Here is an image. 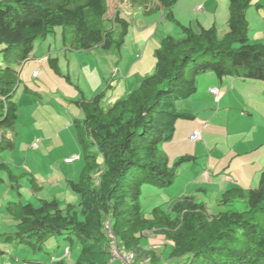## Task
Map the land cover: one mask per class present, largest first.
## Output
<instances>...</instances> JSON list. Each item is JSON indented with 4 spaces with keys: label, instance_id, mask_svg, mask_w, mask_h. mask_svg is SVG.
I'll list each match as a JSON object with an SVG mask.
<instances>
[{
    "label": "trees",
    "instance_id": "16d2710c",
    "mask_svg": "<svg viewBox=\"0 0 264 264\" xmlns=\"http://www.w3.org/2000/svg\"><path fill=\"white\" fill-rule=\"evenodd\" d=\"M259 1L228 0L227 30L220 35L214 24L197 22L194 27L176 19L172 6L177 0H0V153L14 149L20 72L33 59L36 38L60 26L64 41L69 29L75 50L108 48L114 41L120 45L133 16L127 17L122 3L137 5L143 14L159 11L180 28L179 35L166 32L160 38L152 73L109 106L102 104L106 89L90 98L81 93L66 99L80 110L70 123L78 174L65 178L78 195L75 203L52 194L22 198L23 178H28L32 193L44 187L30 169L16 174L0 159V185L7 178L17 196L2 206L8 221L0 229V253L10 242L43 249L48 238L58 235L68 254L77 243L78 255L70 262L56 257L53 264H123L113 256V242L140 264H264V170L255 187H226L218 197L220 204L230 206L224 210L210 212L194 194L158 203L148 212L140 201L144 183L168 186L177 165L195 158L181 154L169 162L163 144L177 137L180 121L194 118L189 110H179L177 102L195 91L198 74L210 71L220 79L232 75L263 82L264 89V43L250 39L246 14ZM116 27L118 39L112 33ZM46 61L55 74L70 81L56 57L47 55ZM22 91L38 93L25 84ZM239 200L243 208H233ZM151 236L161 238L162 250L149 241Z\"/></svg>",
    "mask_w": 264,
    "mask_h": 264
},
{
    "label": "rangeland",
    "instance_id": "374dc122",
    "mask_svg": "<svg viewBox=\"0 0 264 264\" xmlns=\"http://www.w3.org/2000/svg\"><path fill=\"white\" fill-rule=\"evenodd\" d=\"M113 2L114 0H110V3ZM259 3L257 7L251 4L247 8L248 34L250 39L259 38L256 40L264 43V17H262L264 0H260ZM226 4L228 5V0H177L172 10L174 17L183 24L197 27V22L200 21L201 25L207 27L215 21L216 15L219 17L224 12L228 14ZM136 6L121 4V7H126L124 10L129 12V14L125 13L127 17H130V14L133 16L132 20L129 18L128 31L120 45L114 41L108 48L94 46L88 50H75L70 47L69 29L66 28L64 41L60 26L45 38L38 37L34 40L31 52L33 59L45 55L56 57L61 72L68 74L70 81L63 75L55 74L47 61L44 64L47 70L43 71L41 68L42 73L35 80L30 78L29 73L33 60H27L22 66L21 82L16 93L18 118L14 149L0 153V159L7 161L16 174L21 170L30 169L38 184L44 187V190L39 191L40 193H32L28 178H23L24 186L20 189L22 198L33 200L37 195L52 194L64 202L77 201L78 195L67 187L65 178L77 176L78 161L74 160L68 164L62 158L64 155H72L76 152L73 128L68 122L73 116H78L80 110L74 102L66 99H76L81 93L85 98H90L96 92L106 89L102 104L109 106L131 90L124 82L134 83L152 73L155 62L154 50L159 46L160 38L166 32L179 35L178 25L166 17L162 18L161 12L143 14ZM149 23L152 24L147 28L145 24ZM118 29L119 27H116L112 32L117 39ZM226 30L227 25L218 27L220 35ZM116 69L119 70L116 72ZM195 82V91L188 98L177 102L178 109L188 111L191 108L196 111L195 106L202 104L198 116L207 118L208 127L205 130L213 134L221 133L224 139L229 133H237L234 136V140L237 141L234 147L230 142L218 143V145L214 143L210 145L212 146L210 154L206 147L197 141L196 149L190 153L195 154L194 160L177 165V174L171 184L162 188L145 183L142 185L140 201L146 212L153 205L189 192L194 186L189 180L195 177L199 180L198 183L205 187V191L199 192V197L205 201L208 210L210 212L224 210L230 206L219 203L218 197L222 189H218L217 181L224 180L223 184L226 185L231 180H238L237 185L243 188L255 187L261 171L264 170L263 82L232 75L220 79L210 71L198 74ZM35 83L41 86V89L35 88ZM23 84L38 93L23 100ZM211 87L223 93L219 99L209 94L208 89ZM39 137L43 146L32 148L31 143L37 138L40 139ZM199 145L202 148H199ZM164 149L168 152L169 162L177 159V156L184 152L181 145L170 143ZM208 156L216 158L215 161H210V167L207 166ZM208 168L214 172L210 173L211 181L206 183L201 176ZM7 181L6 178L0 185V229L7 227L8 221L2 206L5 205L7 198L17 197L15 189L9 188ZM243 205L244 203L239 200L233 203L232 207L242 209ZM55 241L60 242L59 246ZM149 241L158 250L163 249L160 237L151 236ZM65 246L58 235L48 238L43 243V249L34 250L25 243H5L1 248L5 253H0V264H53L52 260L56 257L64 258L67 262L73 261L78 255L77 243L71 246L70 254L64 253ZM169 261L168 264H172V260ZM113 264L120 262L114 261ZM162 264L166 263L162 262Z\"/></svg>",
    "mask_w": 264,
    "mask_h": 264
},
{
    "label": "crops",
    "instance_id": "0c3cea01",
    "mask_svg": "<svg viewBox=\"0 0 264 264\" xmlns=\"http://www.w3.org/2000/svg\"><path fill=\"white\" fill-rule=\"evenodd\" d=\"M227 5V4H226ZM227 7V6H226ZM228 13V12H227ZM218 15H216V19H215V21H213V23L212 24H214V26L215 27H217V29H218V27H220V28H222L224 25H226V20H227V17H228V14H225V12H224V14H222V15H219V17H217ZM262 17H264V16H262ZM162 18H163V16H162ZM200 22V21H199ZM152 23H149V24H145V26L148 28L150 25H151ZM201 24V23H200ZM211 24V25H212ZM142 27V26H141ZM141 31H143V30H141ZM255 39H259V38H255ZM46 56L47 55H45V56H41V57H39V58H34V59H32L33 61V63L30 65V78H32L33 80H35V79H37L40 75H41V73H42V70H41V68H43V71H45V70H47L45 67H44V64H45V62H46ZM35 69H37L38 70V75L37 76H35V77H32L31 76V72L33 71V70H35ZM119 70V69H118ZM122 75H126V74H122ZM127 77H129V76H127ZM241 79H243V78H241ZM127 81V80H126ZM138 82H139V80L138 81H136V82H129V81H127V82H124L125 83V85H127L128 87H130V89H132V88H134L137 84H138ZM127 83V84H126ZM35 88H40L41 89V86H39V85H37L36 83H35ZM44 89V88H43ZM210 89V88H209ZM209 89H208V92H209V94H212L210 91H209ZM22 94L24 95V98H23V100L26 98V99H28V98H30L31 96H34V95H32V94H28V93H26V92H23L22 91ZM22 94H21V97H22ZM223 94V93H222ZM213 95V94H212ZM64 99V98H63ZM62 99V100H63ZM201 107H203L202 106V104H200V105H197V106H195V108L197 109L196 111L195 110H192L191 108L189 109L190 111H192V113L194 114L193 115V119H190V120H185V121H180L179 123H178V129H179V132H178V135H177V137L176 138H174L173 140H171V141H169V142H165L164 144H163V146H164V148L168 145V143H170V144H173V145H181L182 146V150H184V152H183V154H189V155H193V156H195V154H190L191 152H192V150H194V149H196V142L197 141H199L200 142V144H203L205 147H206V149L208 150V152H209V154L212 152L211 151V148H212V146H210V145H212V144H214V143H216L217 145H218V143H223V142H227V143H229L230 142V145L233 143V147H234V144H235V142L237 141V140H234L235 138H234V136L237 134V133H229V134H227L226 135V139H224V135H222L221 133H216V134H213V133H211L210 131H208V130H205L207 127H208V121H207V118L206 117H200V116H198V114L200 113V111H199V109H201ZM71 123V121L70 122H68V124H70ZM71 125V124H70ZM196 128H198V129H200V135H199V137L197 138V139H195V140H193V141H191V140H189V138H188V135L190 134V132L193 130V129H196ZM40 139H35V141L34 142H32L31 143V146H32V148H37V147H40V146H43V144H42V142H41V137H39ZM43 139V138H42ZM215 141V142H214ZM200 146V145H199ZM199 148H202L201 146L199 147ZM166 151V150H165ZM186 151V152H185ZM167 152V151H166ZM74 153H76V152H74ZM168 153V152H167ZM238 154H240V152L238 153ZM68 155V154H67ZM67 155H64L63 156V158L64 157H66ZM71 155V154H70ZM203 157V156H202ZM62 158V159H63ZM207 159V162H208V165L207 166H209L210 167V161H215L216 160V158H210L209 156H208V158H206ZM205 159V160H206ZM72 163V162H71ZM69 164V163H68ZM185 168V167H184ZM212 172H214V171H210V168H208V170L207 171H204V173L202 174V176H201V179L203 180V181H205L206 183L207 182H210L211 181V174L210 173H212ZM181 177V176H180ZM227 178H228V176H227ZM230 180V179H229ZM190 182V184H192V185H194L193 187H192V189L191 190H189V192H184V194H194L195 196H200L199 195V192H201V191H205V187L202 185V184H200V183H198L199 182V180H197V177H195V178H192L191 180H189ZM223 181L224 180H221V179H219L218 181H217V183H216V185L218 186V189H222V191L226 188V187H228L229 185H231V184H238V180H231L230 181V183L229 184H223ZM189 184V185H190ZM242 187V186H241ZM182 191H186V190H182ZM181 191V192H182ZM221 191V192H222ZM220 192V193H221ZM219 193V194H220ZM184 194H181V195H184Z\"/></svg>",
    "mask_w": 264,
    "mask_h": 264
},
{
    "label": "clouds",
    "instance_id": "9594fccd",
    "mask_svg": "<svg viewBox=\"0 0 264 264\" xmlns=\"http://www.w3.org/2000/svg\"><path fill=\"white\" fill-rule=\"evenodd\" d=\"M198 8H200L199 6H198ZM127 14H129V12H126ZM22 69V68H21ZM34 71H36V74L35 75H33V72ZM118 71V69H116V72ZM115 72V74H117ZM38 75V70L37 69H35V70H33L32 72H31V76L32 77H35V76H37ZM213 89L215 90V91H213ZM209 91L217 98V99H219L220 98V95L222 94L218 89H216V88H214V87H211L210 89H209ZM194 130H198L199 131V135H200V129H198V128H196V129H193L192 130V132L188 135V138H189V140H191V141H193V140H195V139H197L198 137H199V135L196 137V138H194V139H190V135L193 133V131ZM79 155H78V153L76 152V153H73L72 155H67L66 157H64L63 158V161L65 162V163H71V162H73L74 160H76L77 159V157H78ZM106 224H107V221L105 222ZM116 247H117V245H116ZM118 248V247H117ZM64 253L65 254H68V249L67 248H65V250H64ZM121 253H123V252H121ZM133 259H134V257H133Z\"/></svg>",
    "mask_w": 264,
    "mask_h": 264
},
{
    "label": "built area",
    "instance_id": "2783aa9c",
    "mask_svg": "<svg viewBox=\"0 0 264 264\" xmlns=\"http://www.w3.org/2000/svg\"><path fill=\"white\" fill-rule=\"evenodd\" d=\"M36 74V71L33 72V75ZM213 91H215L213 89ZM199 135V131L198 130H194L193 133L190 135V139H194ZM112 253L113 256L116 258H120L123 261V264H140V263H135L134 259H133V254L130 252H119L117 250L116 244L113 242L112 243Z\"/></svg>",
    "mask_w": 264,
    "mask_h": 264
}]
</instances>
